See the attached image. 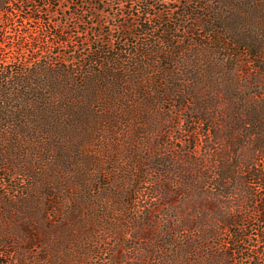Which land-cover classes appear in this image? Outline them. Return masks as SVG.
<instances>
[{
	"label": "trees",
	"instance_id": "obj_1",
	"mask_svg": "<svg viewBox=\"0 0 264 264\" xmlns=\"http://www.w3.org/2000/svg\"><path fill=\"white\" fill-rule=\"evenodd\" d=\"M0 1L4 255L264 264V0Z\"/></svg>",
	"mask_w": 264,
	"mask_h": 264
},
{
	"label": "rangeland",
	"instance_id": "obj_2",
	"mask_svg": "<svg viewBox=\"0 0 264 264\" xmlns=\"http://www.w3.org/2000/svg\"><path fill=\"white\" fill-rule=\"evenodd\" d=\"M50 1V2H49ZM49 2V7H47V10L50 12V19L53 22H58L61 24L62 28L64 31L68 32H74L75 31V21L71 20V16L73 13L78 8V5H72L71 0H47L46 3ZM1 1H0V7H1ZM14 8H16L14 5H11L9 10L12 11ZM13 17L14 15L11 14L10 12L3 15L1 20H0V33H5L6 37L9 35L8 31H13L14 23H13ZM39 22L32 21L28 22L26 24V29L27 31L31 32L32 34L36 33L40 28H39ZM14 34V32H12ZM8 43L12 44L11 39L6 40ZM14 44V43H13ZM250 81H248L249 83ZM26 182V178L22 177V181ZM14 205V204H12ZM0 207V263L2 261L7 262V264H14V256H6L4 254L8 253V251L5 249V247H2L4 243L8 242V239L5 237L6 231L5 230L10 224H13L17 221V218L13 215L8 213L6 210L13 209L14 206L12 207ZM34 257H38L40 253H33ZM42 257V256H41ZM68 261H71L72 258L70 256H67ZM95 264H109L108 259H98L96 260Z\"/></svg>",
	"mask_w": 264,
	"mask_h": 264
}]
</instances>
